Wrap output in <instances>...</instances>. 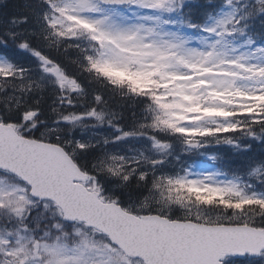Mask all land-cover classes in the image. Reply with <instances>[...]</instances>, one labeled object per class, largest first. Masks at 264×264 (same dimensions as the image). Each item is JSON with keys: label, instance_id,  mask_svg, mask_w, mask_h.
<instances>
[{"label": "snow or ice", "instance_id": "1", "mask_svg": "<svg viewBox=\"0 0 264 264\" xmlns=\"http://www.w3.org/2000/svg\"><path fill=\"white\" fill-rule=\"evenodd\" d=\"M0 264H264V0H0Z\"/></svg>", "mask_w": 264, "mask_h": 264}, {"label": "trees", "instance_id": "2", "mask_svg": "<svg viewBox=\"0 0 264 264\" xmlns=\"http://www.w3.org/2000/svg\"><path fill=\"white\" fill-rule=\"evenodd\" d=\"M10 2H12V0H10Z\"/></svg>", "mask_w": 264, "mask_h": 264}]
</instances>
